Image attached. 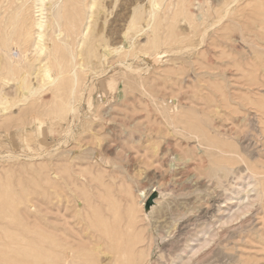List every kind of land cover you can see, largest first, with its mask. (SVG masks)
Masks as SVG:
<instances>
[{
	"label": "rangeland",
	"instance_id": "obj_1",
	"mask_svg": "<svg viewBox=\"0 0 264 264\" xmlns=\"http://www.w3.org/2000/svg\"><path fill=\"white\" fill-rule=\"evenodd\" d=\"M10 1L0 34L24 24L0 46V264H114L132 243L122 262L217 245L218 264H264V0H75L83 23L67 0Z\"/></svg>",
	"mask_w": 264,
	"mask_h": 264
},
{
	"label": "bare ground",
	"instance_id": "obj_2",
	"mask_svg": "<svg viewBox=\"0 0 264 264\" xmlns=\"http://www.w3.org/2000/svg\"><path fill=\"white\" fill-rule=\"evenodd\" d=\"M13 1H14V0H11L9 3H13ZM18 1H19V0H18ZM38 1H39V5H40V6H39L40 11L42 12L43 4H44V1H45V0H38ZM67 1H68V2H67V5H65V4L63 3V6H66V8L71 7L72 9H71V8H69V9L71 10V13H72V11H74V12H73L74 18L77 19V16H78V15H77V10H79V9H78V7L75 8L74 5H75L76 3L79 4V5H81L82 3H81V4L78 3V2L75 3V0H67ZM73 1H74V3H75L74 5H73V3L71 4V2H73ZM16 2H17V0H16ZM63 2H64V1H63ZM80 2H81V0H80ZM4 3H5V1H4ZM9 3H8V5H6V6L9 7V5H10ZM20 3H21V1H20ZM21 4H22V3H21ZM77 4H76V5H77ZM79 5H77V6H79ZM19 6H20V5H19ZM63 6H62V7H63ZM81 6H82V5H81ZM10 7H11V6H10ZM10 7H9V9H11ZM85 7H86V6H85ZM91 7H92V5H91ZM91 7H90V8H91ZM2 8H3V7H2ZM14 8H15V7H14ZM16 8H17V7H16ZM16 8H15V9H16ZM21 8H22V7H21ZM23 8H24V6H23ZM79 8H80V7H79ZM81 8H82V7H81ZM81 8H80V9H81ZM90 8H89V9H90ZM3 9L7 10L5 7H4ZM15 9H14V10H15ZM17 9H19V8H17ZM76 9H77V10H76ZM23 10H24V9H23ZM23 10H22V11H23ZM64 11L66 12L67 10H64ZM79 11H83V10L81 9V10H79ZM5 12H6V11H5ZM12 12H13V10H12ZM12 12H11V13H12ZM62 12H63V10H62ZM62 12H61V14H63L62 16L64 17V13H65V12H64V13H62ZM69 12H70V11H69ZM21 13H23V12H20V14H21ZM78 13H79V12H78ZM2 14H3V13H2ZM2 14H1V15H2ZM66 14H67V13H66ZM1 15H0V16H1ZM21 15H22V14H21ZM21 15H20V16H21ZM41 15H42V14H41ZM73 15H72V16H73ZM79 15H81V12H80ZM23 16H24V15H23ZM23 16H22V17H23ZM65 16H66V15H65ZM72 16H71V14H70L71 19H72ZM29 17H30V16H29ZM63 17H62V18H63ZM66 17H67V16H66ZM68 17H69V16H68ZM78 17H79V18L77 19L78 21H76V22L79 23V20H80V22L83 23V22H82L83 20L80 19V16H78ZM0 18H1V17H0ZM81 18L83 19L82 15H81ZM24 19H25V18H24ZM52 19H54V18H52ZM64 19H65V18H64ZM71 19H70V20H71ZM75 19H73V20H75ZM65 20H67V18H66ZM70 20H67V21L69 22ZM73 20H71V21H73ZM5 21H6V19H5ZM25 21H26V19H25ZM67 21H66V22H67ZM71 21H70V22H71ZM23 22H24L23 18L18 17V15H16L15 17H13V19L10 21V23H8V24H9V25H8V29L10 30L9 33L6 34V33H7V32H6V33H4V34H0V46L6 47L7 44L9 43V41L12 39L11 37H13V35H14L15 33L18 34V35H20V33H21V29H22V26H23V25H21V23H23ZM31 22H32V21H31ZM68 22H67V23H68ZM76 22H73V25H74V26H75V23H76ZM27 23H28V22H27ZM29 23H30V21H29ZM55 23H57V22H55ZM81 23L79 24L80 28H81V26H82ZM0 24H2V23L0 22ZM5 24H6V23H5ZM23 24H24V23H23ZM71 24H72V22L69 23V28H70V29H68V28H67V27H68V24H66V27H64V26H65V21H64V24H63L64 26H63V28H64V29L67 28L68 30L72 31V30L74 29V26L71 25ZM130 24H131V23H130ZM132 24L135 25L134 23H132ZM18 25H19V26H18ZM50 25H51V24H50ZM77 25H78V24L76 23V26H77ZM6 26H7V25H6ZM34 26L37 27V30H38L37 32H38V33L36 34V32H35V35H37V37H35L36 40H35V42L33 43V48H34V50H32V51H35V54H36V55H37V54L40 55V54L44 51V49L46 48V47L44 48V46L42 45V41H43L42 38H43L44 35H43L42 31H40V30H42V27H43V22L41 21V19H40V20H37V21L34 23ZM60 26H61V25H60ZM60 26H59V27H60ZM76 26H75V31H73V34H75V35L78 36V35H80V34L77 33V32H80V33H81V31L79 30V28H78L79 31H78V30L76 31V28L78 27V26H77V27H76ZM18 27H19V28H18ZM28 27H29V26H28ZM30 27H31V26H30ZM48 27H49V26H48ZM129 27H130V26H129ZM17 28H18V29H17ZM3 29H4V28H3ZM28 29H29V28H28ZM24 30H25V29H24ZM50 30H51V29H50ZM61 31H62V28H61ZM63 31H64V30H63ZM63 31H62L61 33H60V32H59V33L62 34ZM3 32H5V30H3ZM49 32H50V31H49ZM57 32H58V31H57ZM66 32H68V31H66ZM74 32H76L77 34L74 33ZM29 33H30V32H29ZM32 33H33V32H32ZM32 33H30V34H32ZM68 33H69V32H68ZM71 33H72V32H71ZM23 34H24V33H23ZM57 34H58V33H57ZM73 34H71V35L73 36ZM28 35H29V34H28ZM49 35H50V33H49ZM65 35H66V33H65ZM26 36H27V35H26ZM32 36H33V35H32ZM51 36H52V35H51ZM61 36H62V35H61ZM68 36H69V34H68ZM15 37H16V35H15ZM18 37H20V36H18ZM27 37H28V39H29V36H27ZM30 37H31V35H30ZM49 37H50V36H48V39H49ZM70 37H71V36H70ZM74 37H75V36H74ZM20 38H21V37H20ZM20 38H19V39H20ZM55 38H56V37H55ZM72 38H73V37H72ZM14 39H15V38H14ZM19 39H18V40H19ZM26 39H27V38H26ZM50 39H51V37H50ZM57 39H58V38H56V40H57ZM16 40H17V38H16ZM53 40H54V38H53ZM56 40H55V41H56ZM71 40H72V39H71ZM74 40H75V38L73 39V41H74ZM12 41H13V39H12ZM24 41H26V40H25V37H24ZM24 41H23V42H24ZM13 42H14V41H13ZM19 42H20V41H19ZM23 42H22V43H23ZM51 42H52V41L50 40V43H51ZM10 43L12 44V42H10ZM14 43H15V42H14ZM52 43H53V47H54V48H53V47H50V48H53V49H54V50L52 49V50H53V53H54L55 55H57V53H59V51H60V52L62 51V50L59 49V47H58V46L61 45V43H60V41H57L58 44H54V42H52ZM59 43H60V44H59ZM62 43L64 44L65 42H62ZM71 43H73V42L71 41ZM16 44H17V43H16ZM25 44H26V43H25ZM27 44H28V43H27ZM66 44H67V43H66ZM12 45H13V44H12ZM57 45H58V46H57ZM17 46H18V45H17ZM23 46H24V45H22V47H23ZM9 47H10V46H9ZM9 47H7V48H9ZM13 47H14V45H13ZM47 47H48V46H47ZM26 48H27V47H26ZM26 48H24V49L26 50ZM33 48H32V49H33ZM12 49H13V48H12ZM12 49H11V50H12ZM14 49H15V48H14ZM14 49H13V50H14ZM18 49H19V48H18ZM18 49H17V50H18ZM24 49H23V50H24ZM17 50H16V52H17ZM48 50H49V49H48ZM58 50H59V51H58ZM2 51H3V50H2ZM26 51H27V53H28V50H26ZM63 51H65V50H63ZM0 52H1V51H0ZM5 52H6V51H5ZM5 52H4V53H5ZM11 52H12V51H11ZM23 52H24V51H23ZM51 52H52V51H51ZM4 53H3V54H4ZM8 53H9V50H8ZM21 53H22V52H21ZM27 53H26V54H27ZM53 53H52V55H53ZM63 53H64V52H63ZM17 54H18V53H17ZM31 54H32V53H31ZM6 55H7V54H6ZM12 55H13V54H12ZM22 55H23V54H22ZM24 55H25V54H24ZM27 55H28V54H27ZM27 55H25V56H27ZM36 55H35V56H36ZM55 55H54V56H55ZM59 55H61V54H59ZM64 55H65V54H64ZM69 55H70V54H69ZM0 56H1V54H0ZM25 56H24V57H25ZM48 56H49V55H47V57H46L44 60H42V62H43V61H45V60L47 59V60H48V64H45L44 66H42L41 68H39V69H38V74H39L40 78H42V80L45 79V80L49 81V82L51 83V85H53L54 82H55V79H52V77H51V74H50V73H51V67H52L54 64H56V63L58 64L57 66H59V63H58V60H59V59H58V60L56 59V60H57L56 63L51 64V65H52V66H51L50 63H49L50 60L48 59ZM71 56H72V55H70V57H71ZM63 57H64V56H63ZM2 58H3V57H2ZM26 58H27V57H26ZM28 58H29V57H28ZM57 58H58V57H57ZM59 58H60V56H59ZM61 58H62V57H61ZM71 58H72V57H71ZM5 59H6V57H5ZM21 59H22V58H21ZM23 59H24V58H23ZM36 59H37V58H36ZM36 59H35V60H36ZM72 59H73V58H72ZM3 60H4V59H3ZM16 60H17V59H16ZM61 60H62L61 62L63 63V62H64L63 60H65V58H64V59H61ZM12 61H14V60L12 59ZM19 61H20V59H19L17 62H19ZM53 61H54V60H53ZM6 62H7V61H6ZM6 62H3V65H4ZM10 62H11V60H10ZM14 62H15V61H14ZM14 62H13V63H14ZM22 62H23V61H22ZM50 62H51V61H50ZM15 64H16V62H15ZM26 64H27V61H26ZM1 65H2V64H1ZM7 65H8V64H7ZM10 65H11V64H10ZM17 65H19V64L17 63ZM28 65L30 66V64H28ZM28 65H27V67H28ZM61 65H63V64H60L59 69H61V67H62ZM21 66H22V65H21ZM33 66H34V65H33ZM12 67H14V66H12ZM27 67H26V68H27ZM54 67H55V66H54ZM2 68L5 69L6 67L3 66V67H1V69H2ZM1 69H0V70H1ZM6 69H7V68H6ZM12 69H13V68H12ZM23 69H24V68H23ZM27 69H28V68H27ZM52 69H53V68H52ZM64 69H65V68H64ZM62 70H63V69H62ZM1 71H2V70H1ZM3 71H4V70H3ZM3 71H2V72H3ZM63 71H64V70H63ZM63 71H62V72H63ZM133 71H134V70H133ZM2 72H1V73H2ZM4 72H7V70L4 71ZM34 72H35V71H34ZM34 72H33V74H34ZM36 72H37V71H36ZM1 73H0V74H1ZM28 73H30V72H28ZM2 74H3V73H2ZM5 74H6V73H5ZM26 74H27V73H26ZM26 74H25V76H26ZM60 74H61V72H60ZM64 74H66V73H64ZM36 76H38V75H36ZM60 76H61V75H60ZM56 77H57V76H56ZM1 78H2V77H1ZM25 78H26V77H25ZM3 79H4V78H3ZM23 79H24V78H23ZM23 79H21V81H22ZM26 79H27V78H26ZM38 80H39V79H38ZM42 80H41L40 82H42ZM75 80H76V79H75ZM24 81H26V80H24ZM47 81H46V82H47ZM1 82H3V80H2ZM49 82H48V83H49ZM56 82H57V81H56ZM21 83H22V82H21ZM24 84H25V82H24ZM24 84H23V85H24ZM46 84H47V83H46ZM4 85H5V84H4ZM19 85H20V84H19ZM23 85L18 86V87H20V90H21V86H23ZM44 85H45V84H44ZM47 85H48V84H47ZM0 87H1V86H0ZM23 87H24V86H23ZM23 87H22V90H21V91H22V94H23ZM37 87H38V86H37ZM37 87H36V88H37ZM34 88H35V87H34ZM24 89H26V87H24ZM29 89H30V87H29ZM29 89H28V90H29ZM0 90H2L1 92H3V89H0ZM36 90H37V89H36ZM36 90H35V93H36ZM21 91H20V92H21ZM30 91H31L30 94H32V93L34 92V90H33V91L30 90ZM1 92H0V94H1L0 96H3L4 94H2ZM22 94H21V95H22ZM5 95H6V94H5ZM27 95H28V94H27ZM32 95H34V93H33ZM30 96H31V95H30ZM19 97H21V96H19ZM22 97H23V96H22ZM0 98H1V97H0ZM3 98H5V97H3ZM7 98H8V95H7ZM24 99H25V98H24ZM3 100H4V99H3ZM7 101H8V100H7ZM0 102H2V98H1V101H0ZM8 105H9V104H8ZM0 106H1V105H0ZM3 109H4V108H3ZM74 113H75V112H74ZM2 114H3V113H2ZM75 152H77V151H75ZM74 156H75V155H74ZM77 157H78V156H77ZM222 167H223V166H222ZM224 167H225V166H224ZM225 168H226V167H225ZM221 169L223 170V168H220V170H221ZM220 170H219V171H220ZM228 170H229V168L227 169V171H228ZM232 170H233V169H232ZM232 170H231V171H232ZM231 171H230V172H231ZM237 171H238V170H237ZM243 171H244V170H243ZM221 173H222V172H221ZM221 173H220V174H221ZM238 173H239V172H238ZM249 173H250V172H249ZM216 174H217V173H216ZM229 174H230V173H229ZM250 174H251V173H250ZM222 175H223V174H222ZM222 175H221V176H222ZM226 175H227V174H226ZM247 175H248V174H247ZM238 176H239V175H238ZM221 178H222V177H221ZM239 178H240V177H239ZM256 178H257V177H256ZM245 179H246V178H245ZM247 180H248V178H247ZM247 180H246V181H247ZM249 181H250V180H249ZM249 181H248V182H249ZM256 181H258V179H257ZM230 183H231V182H230ZM259 184H260V182H259ZM259 184H258V185H259ZM220 185H221V183H220ZM248 186H249V184H248ZM228 187H230V186H228ZM257 187H259V186H257ZM253 191H254V190H253ZM251 193H252V191H251ZM260 193H261V191H260ZM258 194H259V193H258ZM238 195H239V194H238ZM248 196H249V195H248ZM234 198H235V197H234ZM242 198H243V197H242ZM258 198H259V197H258ZM231 199H232V198H231ZM231 199H230V200H231ZM244 199H247V198H244ZM235 200H236V199H235ZM240 200H241V197H240V199H237V201H238L239 203L236 201V202L238 203V208H239L240 205L243 204V202H244V201H243V202H242V201L240 202ZM248 200H250V199H248ZM225 201H226V200H225ZM227 202H228V201H227ZM227 202H226V203H227ZM232 202H233V200H232ZM236 202H235V203H236ZM228 203H230V201H229ZM219 204H220V203H219ZM224 204H225V203H224ZM250 204H251V203H250ZM243 206H244V204H243ZM245 206H246V204H245ZM245 206H244V207H245ZM224 207H225V206H224ZM220 208H221V207H220ZM236 208H237V206H236ZM240 208H241V207H240ZM187 209H188V206H187ZM190 209H191V208H190ZM242 209H243V208H242ZM230 210H231V208H230ZM238 210H239V209H238ZM238 210H235V211L237 212ZM214 211H215V210H214ZM224 211H225V210H224ZM241 211H242V210H241ZM192 212H193V211H192ZM219 212H220V211H219ZM229 212H230V211H229ZM197 213H198V212H197ZM197 213H196V214H197ZM208 213H209V212H208ZM237 213H238V212H237ZM166 214H167V213H166ZM166 214H165V215H166ZM200 214H201V213H200ZM230 214H231V212H230ZM184 215H185V214H184ZM225 215H226V214H225ZM192 216H193V215H192ZM236 216H237V215H236ZM177 217H178V216H177ZM202 218H204V217H202ZM206 218H207V217H206ZM206 218H205V219H206ZM231 218H232V217H231ZM231 218H229V219L231 220ZM247 218H248V217H247ZM177 219H178V218H177ZM196 219H197V218H196ZM199 219H200V218H199ZM229 219H228V220H229ZM244 219H245V218H244ZM194 220H195V219H194ZM221 220H222V219H221ZM204 221H206V220H204ZM204 221H203V224H205ZM223 221H224V220H223ZM191 222H192V221H191ZM200 222H201V221H200ZM185 223H186V222H185ZM217 223H218V222H217ZM189 224H191V223H189ZM199 224H200V223H199ZM200 225H201V224H200ZM211 225H212V223H211ZM235 225H236V224H235ZM247 226H248V225H247ZM192 227H193V226H192ZM195 227H196V226H195ZM202 227H203V226H202ZM210 227H212V226H210ZM233 227H234V225H233ZM180 228H181V227H180ZM183 228H184V227H183ZM242 228H243V227H242ZM192 229H193V228H192ZM237 229H238V228H237ZM245 229H246V228H245ZM181 230H182V229H181ZM193 230H194V229H193ZM193 230H190V231H193ZM202 230H203V229H202ZM240 230H241V229H240ZM243 230H244V229H243ZM182 231H183V230H182ZM214 231H215V230H214ZM221 231H222V230H221ZM223 231H224V230H223ZM186 232H187V231H186ZM224 232H225V231H224ZM188 233H189V231H188ZM114 234H116V233H113V235H114ZM184 234H185V233H184ZM186 234H187V233H186ZM198 234H199V232H198ZM205 234H206V233H205ZM205 234H204V235H205ZM219 234H220V233H219ZM224 234H225V233H224ZM118 235H119V233H118ZM180 235H181V234H180ZM188 235H189V234H188ZM192 236H193V235H192ZM216 236H217V234H216ZM123 237H124V236H123ZM123 237H121V238H123ZM217 237H219V238L221 239V237H220L219 235H218ZM46 238H47V237H46ZM129 238H130V237H129ZM129 238L126 239L127 242L129 241ZM135 238L137 239V236H136ZM180 238H182V237H180ZM202 238H203V237H202ZM130 239L132 240V238H130ZM136 239H135V242L137 241ZM199 239H200V238H199ZM229 239H230V238H229ZM131 240H130V241H131ZM159 240H160V239H159ZM177 240H179V239L177 238ZM214 240H215V239H214ZM214 240H213V241H214ZM133 241H134V240H133ZM133 241H132V242H133ZM163 241H164V240H163ZM215 241H216V240H215ZM114 242H115V241H114ZM114 242H113V243H114ZM117 242H119V243L122 242V239L116 240L115 243H117ZM170 242H171V241H170ZM178 242H179V241H178ZM204 242H206V241H204ZM217 242H218V240H217ZM119 243H118V244H119ZM123 243L126 244V242H124V241H123ZM176 243H177V242H176ZM212 243H215V242H212ZM212 243H211V245H212ZM218 243H219V242H218ZM220 243H221V242H220ZM121 244H122V243H121ZM130 244H131V243H130ZM134 244H135V243H132V248H133V246H134V247L136 246V245H134ZM178 244H179V243H178ZM208 244H209V243H208ZM215 244H217V243H215ZM215 244H214V245H215ZM94 245H95V244H94ZM126 245H128V244H126ZM64 246H65V245H64ZM113 246H115V245H113ZM113 246H112L110 249H111L112 251H115V252L117 253V255H118V253H119V255H121V254L124 253V252H125V253L128 252V249H127L126 247H124V245H120V246H119V245L116 244L115 247H113ZM189 246H190V245H189ZM216 246H217V245H216ZM216 246H215V247H216ZM60 247H61V246H60ZM129 247H130V245H129ZM129 247H128V248H129ZM155 247H156V246H155ZM177 247H178V246H177ZM212 247H214V246H212ZM215 247H214L212 250L208 249V250H210V251H208V250L205 249V250L203 251V253H201V254H200L201 251L198 252L197 254H200V256L197 255L198 257L195 258V260H193V259H194V257H196V256H195L196 254L193 255L194 257H193V258L191 257L192 260H193V261H191L192 263L189 261V258L187 257V259H188V261H189L188 263H189V264H218V263H217L218 261H216V260H215V261H214V260L212 261V260L210 259V258H212L211 255H212L213 253H215ZM66 248H67V247H66ZM119 248H121V249H119ZM125 248H126L127 250H126ZM132 248H131V250H135V249H132ZM208 248H209V247H208ZM155 249H156V248H155ZM161 249H162V248H161ZM175 249H176V248H175ZM177 249H178V248H177ZM72 250H73V249H72ZM72 250H71V251H72ZM125 250H126V251H125ZM131 250L129 249L128 254L132 253ZM192 250H193V249H192ZM192 250H191V252H193ZM61 251H62V250H61ZM130 251H131V252H130ZM58 252H60V251H58ZM64 252H65V251H64ZM68 252H69V251H68ZM68 252H65V254L63 253L64 256H63L62 259H61L62 264H70V261H69V259H70V258H69V257H70V254H69ZM115 252H112V254L115 253ZM147 252H148V251H147ZM156 252H157V251H156ZM174 252H175V251H174ZM182 252H184V251H182ZM186 252H187V251H186ZM191 252H189V253H191ZM71 253H73V252H71ZM109 253H110V252H109ZM116 253H115L114 255H116ZM164 253H165V252H164ZM169 253H170V252H169ZM184 253H185V252H184ZM187 253H188V252H187ZM216 253H218V251H217ZM126 254H127V253H126ZM128 254H127V255H128ZM142 254H143V252H141V255H142ZM182 254H183V253H182ZM60 255H61V254H60ZM117 255L114 256V257H116V258H114V259L112 258L113 261H114V262H113L114 264H137V263H135L136 260H135L133 257H131L132 255H129V258H128V256H127L128 260L126 259V260H124L123 262H122V260H120V259L122 258V256H121L120 258H118ZM124 255H125V254H124ZM141 255L139 254L138 257H140ZM172 255H174V254H172ZM175 255H176V254H175ZM213 255H214V254H213ZM149 256H150V255H149ZM188 256H190V255H188ZM214 256H216V254H215ZM57 257H58V256H57ZM130 257H131V258H130ZM142 257H143V256H142ZM142 257H141V259H142ZM147 257H148V256H147ZM72 258H73V257H72ZM158 258H159V257H158ZM187 259H186V260H187ZM212 259H213V258H212ZM72 260H74V258H73ZM56 261H58V260L56 259ZM68 261H69V262H68ZM81 261H82V260H81ZM120 261H121V262H120ZM137 261H142V262H143V260H140V258H139V260H137ZM160 261H161V260H160ZM61 262H60V263H61ZM73 262L76 263L77 261H73ZM73 262H72V264H75V263H73ZM142 262H141V263H142ZM167 262H168V261H167ZM185 262H186V261H184V263H185ZM58 263H59V262H58ZM60 263H59V264H60ZM92 263H93V262H92ZM141 263H140V264H141ZM153 263H154V262H153ZM188 263H187V264H188ZM138 264H139V262H138ZM185 264H186V263H185Z\"/></svg>",
	"mask_w": 264,
	"mask_h": 264
},
{
	"label": "water",
	"instance_id": "obj_3",
	"mask_svg": "<svg viewBox=\"0 0 264 264\" xmlns=\"http://www.w3.org/2000/svg\"><path fill=\"white\" fill-rule=\"evenodd\" d=\"M156 196H157L156 193H152V195L145 202V205H144L145 209H148L152 205L153 200L156 198Z\"/></svg>",
	"mask_w": 264,
	"mask_h": 264
}]
</instances>
